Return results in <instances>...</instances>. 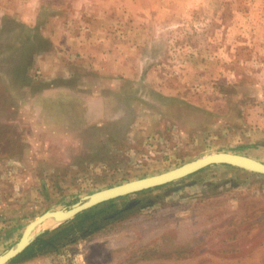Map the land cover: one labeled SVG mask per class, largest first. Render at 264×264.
<instances>
[{"label":"rangeland","instance_id":"obj_1","mask_svg":"<svg viewBox=\"0 0 264 264\" xmlns=\"http://www.w3.org/2000/svg\"><path fill=\"white\" fill-rule=\"evenodd\" d=\"M220 1L141 16L110 1L125 11L55 45L1 19L0 253L96 190L213 151L264 162V0ZM111 199L41 222L32 242L72 226L5 264H264L263 173L214 163Z\"/></svg>","mask_w":264,"mask_h":264},{"label":"crops","instance_id":"obj_2","mask_svg":"<svg viewBox=\"0 0 264 264\" xmlns=\"http://www.w3.org/2000/svg\"><path fill=\"white\" fill-rule=\"evenodd\" d=\"M6 1L0 0V21L4 18L19 17L25 27L26 41L39 38L44 39L45 44L53 45L58 36L62 37L63 33L69 34L68 30L81 29L85 34L87 29L93 28L94 23L101 21L105 18L104 16H108L114 10L125 11L123 8L109 10L110 1L121 0H8L12 2L11 5L8 2L5 3ZM123 1L127 4L129 0ZM133 3V11L139 13L135 16L143 14L142 10L137 8V5L142 3L145 5L151 3V7L148 8L157 14L167 12L200 14L225 11L220 0H145L144 2L133 0ZM128 12L131 14V11ZM67 37L65 40L62 39L60 44L72 42L66 40ZM73 42L81 43L74 37Z\"/></svg>","mask_w":264,"mask_h":264},{"label":"water","instance_id":"obj_3","mask_svg":"<svg viewBox=\"0 0 264 264\" xmlns=\"http://www.w3.org/2000/svg\"><path fill=\"white\" fill-rule=\"evenodd\" d=\"M214 163H227L242 169L264 174V162L256 158L232 151H213L184 162L181 165L166 171L131 179L119 184L96 190L92 193L84 195L81 199L74 202L67 208L46 210L35 219L30 221L17 242L0 253V264L7 263L10 259L23 251L24 248H26L32 242V240L40 234V231L37 230H34L32 233H30V231L38 224L49 218H53L55 221L62 222L104 200L178 179Z\"/></svg>","mask_w":264,"mask_h":264},{"label":"trees","instance_id":"obj_4","mask_svg":"<svg viewBox=\"0 0 264 264\" xmlns=\"http://www.w3.org/2000/svg\"><path fill=\"white\" fill-rule=\"evenodd\" d=\"M23 38H25V36H22ZM164 184V183H163ZM163 184H161V185H163ZM151 187H149V189H150ZM111 201H113L112 199H110L109 200V202H111ZM89 210H92V209H89ZM85 212V211H84ZM71 222H64V224H59L57 227H55L53 230H51V231H48L49 232V234L47 235V236H45V237H37L31 244H29L26 248H24V250L23 251H21L19 254H17L16 256H20V255H22L23 253H24V251L25 252H27L29 249H30V247L32 246V244L33 243H37V244H39V243H41V244H45V245H49V246H53V245H55V240H53L54 239V237H56L58 234H60V233H63V235H65L66 233H68V231H70L71 230ZM15 256V257H16ZM13 259V258H12Z\"/></svg>","mask_w":264,"mask_h":264},{"label":"bare ground","instance_id":"obj_5","mask_svg":"<svg viewBox=\"0 0 264 264\" xmlns=\"http://www.w3.org/2000/svg\"><path fill=\"white\" fill-rule=\"evenodd\" d=\"M52 221H55V220H54L53 218H49V219L45 220L44 223H45V224H48V223H50V222H52ZM34 229H35V228H33V229L30 231V233H32V232L34 231ZM30 233H29V234H30Z\"/></svg>","mask_w":264,"mask_h":264}]
</instances>
